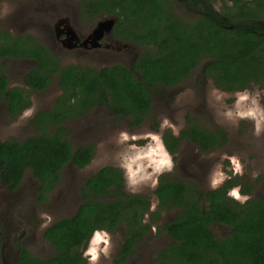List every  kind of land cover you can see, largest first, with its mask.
<instances>
[{
    "label": "trees",
    "instance_id": "trees-1",
    "mask_svg": "<svg viewBox=\"0 0 264 264\" xmlns=\"http://www.w3.org/2000/svg\"><path fill=\"white\" fill-rule=\"evenodd\" d=\"M183 1L192 7L200 3L202 13L185 20L175 13L171 0H80L91 15L115 16L118 36L145 48L130 69L125 64L100 70L61 67L59 59L31 35L13 36L0 30V102L7 105L9 119L27 109L31 92L46 89L54 76L61 91L50 109L34 114V135L0 143V181L4 185L14 188L29 171L39 182L38 200L44 201L59 183L65 164L81 169L93 156V145L72 148L66 125L69 119L104 106L115 119H128L130 126H138L151 107L154 90L178 86L204 62L202 73L221 91L240 92L251 84L264 90V0H233L231 5L221 0L222 14L213 11L207 0ZM4 59L36 63L22 78L25 88L8 89L1 64ZM182 140L207 153L222 147L227 136L223 129H208L187 117L177 136L170 131L162 135L172 154ZM263 180L260 176L255 181ZM123 183L121 169L114 166L102 167L87 177L80 186L81 202L75 213L43 231L55 254L40 258L23 247L16 263L87 264L83 246L93 232L112 233L122 228V243L113 264H125L151 233L160 213L176 208L175 218L157 225V231L172 240L158 251L157 264H264V195L239 202L228 196L235 186L230 179L204 191L195 181L163 174L154 189L156 211L151 212L149 200L125 192ZM212 224L228 226L229 234L215 238ZM1 245L0 226V252Z\"/></svg>",
    "mask_w": 264,
    "mask_h": 264
},
{
    "label": "rangeland",
    "instance_id": "rangeland-1",
    "mask_svg": "<svg viewBox=\"0 0 264 264\" xmlns=\"http://www.w3.org/2000/svg\"><path fill=\"white\" fill-rule=\"evenodd\" d=\"M174 11L185 20L195 17V8L181 0H171ZM216 10H222L220 0H210ZM229 5L230 2H224ZM178 4V6L176 5ZM59 16L68 18L81 34H86L105 16L82 19L78 0H0V30L11 35L27 34L48 45L59 59L61 67L77 65L94 70L122 63L133 65L143 53L135 44H118V50L99 49L95 52L69 51L64 47L54 49L49 38L53 20ZM54 50H53V49ZM3 73L10 86L25 85L24 75L34 68L33 61L4 59ZM201 64L178 87L157 89L152 92L151 107L138 126H130L128 119H115L104 106L93 107L79 117L68 120L69 141L73 149L93 145L91 161L78 169L65 164L60 172L59 183L44 201L38 200V181L26 171L15 189L0 184V226L2 237V264H16L20 245L33 255L49 258L55 254L44 240V229L55 221L72 216L80 204L79 189L82 182L105 166L121 169L124 191L144 195L150 202L151 212L156 211L154 194L159 176L167 174L182 181H195L204 191L219 187L231 180L235 186L228 196L243 202L264 194V90L251 84L240 92L227 93L214 87L209 78L201 76ZM61 91L58 77L54 76L43 91L31 92L30 106L15 119H9L7 105L0 102V143L7 139L24 140L34 135L32 118L39 110L50 109ZM194 119L208 129H223L226 143L207 153L182 140L178 150L170 153L164 147L162 135H173L185 128L186 118ZM249 190V192H247ZM245 192V193H244ZM178 215L173 208L160 213L151 233L140 241L135 254L125 264H157L159 250L172 240L157 231V225ZM149 216H145V221ZM215 238L226 237L230 228L212 224ZM123 229L112 233L97 230L83 246L87 264H113L122 243Z\"/></svg>",
    "mask_w": 264,
    "mask_h": 264
},
{
    "label": "flooded vegetation",
    "instance_id": "flooded-vegetation-1",
    "mask_svg": "<svg viewBox=\"0 0 264 264\" xmlns=\"http://www.w3.org/2000/svg\"><path fill=\"white\" fill-rule=\"evenodd\" d=\"M79 1V5H80V17L82 19H93V18H98V17H103L105 16L107 19H104L102 21H99L96 26H93L89 31L88 33L86 34H81L78 29L76 27H74V24L66 17H63V16H59L57 18H55L53 20V28L52 30H49L48 33H49V38L51 40V42L53 44H55V50L56 49H59V47H64L65 49L69 50V51H83V53H89V52H95L96 50H99V49H115V50H118V47H116L118 44L122 43V44H135V45H138L140 46L139 44H137L136 42H132V41H127V40H124L122 39L120 36H118V32L115 31V27H116V23H117V18L115 16H111V15H108V14H105V13H97L95 15H91L90 14V10L86 7H82L81 3H80V0ZM183 1V0H181ZM221 1V0H220ZM226 1H229L231 5L232 4V1L233 0H225L224 2ZM185 2V1H183ZM223 2V1H221ZM186 3V2H185ZM207 3L213 8V11L219 13V14H222V10H216L211 1L210 0H207ZM178 6V4H176ZM226 5V4H225ZM190 7H192L191 5H189ZM195 17L199 16L201 13H202V7L200 5V3L198 2H195ZM194 17V18H195ZM221 19H224V17H222ZM85 20V21H86ZM107 20H113L114 23L112 25V28L110 31H105V30H100L98 32L99 36L97 37V33L95 34V30H97V27H98V24L100 22H104V21H107ZM22 35H27V34H22ZM14 36V35H13ZM15 36H20V35H15ZM33 37V36H32ZM37 40V39H36ZM41 43V42H40ZM44 46H46V48H48V50L54 55L53 51L51 50L50 47H48V45H45L44 43H42ZM142 47V46H140ZM144 51L145 48L142 47ZM53 49V48H52ZM53 49V50H54ZM119 51V50H118ZM143 51V53H144ZM142 55V54H141ZM140 55V56H141ZM55 56V55H54ZM139 56V57H140ZM56 57V56H55ZM138 57V58H139ZM57 58V57H56ZM136 58L135 61L138 59ZM21 60H24V59H21ZM24 61H33V60H27L25 59ZM134 61V62H135ZM34 62V61H33ZM35 63V62H34ZM2 64V63H1ZM117 64H122V63H117ZM36 65V63H35ZM115 65V64H114ZM203 65L205 66V62L203 63ZM82 67V66H81ZM129 69L132 67L131 66H128ZM199 67V66H198ZM198 67L192 69L189 74L187 75V77L182 81L184 82L188 76L194 71L196 70ZM89 68V67H88ZM102 68H99L98 70H100ZM200 70V74L201 76L205 77V78H209L208 76H206L205 74L202 73V70ZM25 76V75H24ZM54 78V77H53ZM211 80V79H210ZM181 82V83H182ZM180 83V84H181ZM179 84V85H180ZM8 86V89L9 88H12V87H15V86H10L9 85V82L7 84ZM19 87H23V85H19ZM175 87H178V86H175ZM175 87H171V88H175ZM25 88V87H23ZM163 89H170V88H166V87H162ZM45 90V89H44ZM43 91V90H42ZM61 94V93H60ZM111 113V112H110ZM163 142V141H162ZM165 147V146H164ZM167 150V149H166ZM24 177V175H23ZM22 177V179H23ZM21 179V181H22ZM36 180V179H35ZM20 181V182H21ZM20 182L14 187L12 188L10 185H4L1 181H0V184L6 186L7 188H10L11 190L12 189H15L17 186H19ZM39 184V182H38ZM38 188H39V185H38ZM264 195V194H263ZM48 227V226H47ZM46 227V228H47ZM25 246L23 245H20L18 250H17V254L20 250V248H23ZM26 248V247H25ZM27 249V248H26ZM28 250V249H27ZM16 254V256H17ZM17 264V263H16Z\"/></svg>",
    "mask_w": 264,
    "mask_h": 264
},
{
    "label": "water",
    "instance_id": "water-1",
    "mask_svg": "<svg viewBox=\"0 0 264 264\" xmlns=\"http://www.w3.org/2000/svg\"><path fill=\"white\" fill-rule=\"evenodd\" d=\"M113 23H114L113 20H107V21H104V22H100L98 24L97 30L94 31L95 34L97 33V37L99 36L98 32L100 30L110 31L111 28H112ZM1 249H2V245H1ZM0 257H1V252H0ZM1 264H2V261H1Z\"/></svg>",
    "mask_w": 264,
    "mask_h": 264
}]
</instances>
